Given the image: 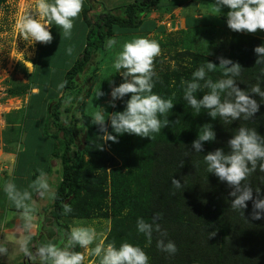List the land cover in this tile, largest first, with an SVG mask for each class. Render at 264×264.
<instances>
[{"label": "trees", "instance_id": "16d2710c", "mask_svg": "<svg viewBox=\"0 0 264 264\" xmlns=\"http://www.w3.org/2000/svg\"><path fill=\"white\" fill-rule=\"evenodd\" d=\"M0 1L5 2L6 0ZM167 1L124 0L125 4H121V7L112 10L113 8L108 7L101 0H84L82 13L77 18L79 25L73 27L71 36H65L59 26L50 25L53 36L50 47L47 48L48 44L43 43L37 50L38 54L40 50L47 49V53L44 54L42 59L48 60V63L42 65V72H40L39 60L35 64L33 62L34 70L30 75V83L28 85H18L13 91L14 96H28L26 108L24 109L26 112L33 108L34 103H38L43 109V116L40 117L37 114L36 118L39 120L36 126L33 125L28 130H24L22 127V130L18 132L20 138L18 136L17 147L20 150L17 152V160L9 177L11 182H14L21 190L28 188L37 174V169H42L46 173L52 169V158L59 152V146L64 145L61 152L63 170L56 188L58 196L55 201L51 202V205H48V214L52 219L49 227H53V230L67 231L70 227L65 219H83L90 213L92 207L100 204L99 199H95V197L79 198V190L77 191L75 188L79 171L82 169L81 164L83 163L84 153L95 158L96 150L94 147L91 152L88 150L91 140L88 132L94 130L93 117L82 115L85 99H80L65 107L63 112L65 120L68 121L65 124L61 123L63 102L69 96L78 98V91L74 92L75 87H79L80 82L78 81L86 82L82 75L89 68L92 70L90 74H94L96 68L93 64L96 61H101L105 56L106 42L109 37L130 38L135 35L164 34L165 28L158 26L152 19H148L147 14L153 10H161L163 4ZM198 1L181 0L185 6L187 3L196 5ZM177 2L179 0H172V2L167 3L166 10L169 12L174 7V3ZM94 6H99L100 10H95ZM81 16L85 19L84 22H81ZM184 19V29L180 31L185 32L188 38L190 35L193 39H199L202 32L210 36L214 34V31H229L233 36L232 44L238 45L244 41L241 31L236 32L227 27L224 14L210 15L204 12L196 17L185 16ZM183 46L188 48L187 44ZM64 47H70L72 51L63 50ZM78 47L79 49H77ZM235 53L236 51L233 54ZM65 56L66 58L63 60ZM70 56L72 58L69 61L70 63H67V67L63 64L64 70L59 75V63L68 61ZM51 62L55 67L54 69H51V65L49 66ZM209 75L216 79L222 76V71H215ZM252 79L253 84H255L258 80H264V77L259 75L254 77L253 75ZM63 81H67V84L61 89L58 85ZM237 81L241 89L249 88L245 78L237 77ZM50 85L57 89L56 94L59 93V95L54 96L55 92L48 94L47 89ZM261 86L264 87V81L261 82ZM33 87H38L39 92L32 93L31 89ZM89 88L90 86H87L86 94L83 97L90 96L94 99L95 96L89 93ZM166 90V88L162 89L157 85H154L153 88L154 92L168 98L171 95L167 94ZM254 98L258 102L264 103V100L260 97L254 96ZM127 99L128 95L124 97V100ZM53 100L55 102L51 103ZM118 103L116 111H122L124 103L121 100ZM187 110L185 104L176 112L171 109L167 117L170 121L169 126L162 128L152 142H146V160L151 162L150 166L146 165L145 174L146 220L150 222L155 213H161L159 223L162 229L166 230L167 238L175 241L178 251L175 254H169L160 250L156 246V240L161 237L159 233L155 232L151 243L147 247L141 245L146 239L144 235H138L139 238L135 240V244H139L146 251L150 257L149 264H264V218H252L251 200L246 202L247 208L243 210V215L236 210L228 211L227 206L220 208V211L215 210L216 205L223 206L226 203L224 200L227 196H230L229 193L233 189L214 173H207L206 164L203 161V156L216 148H223L228 151L227 141L241 126L255 128L260 135H264V104H261L259 111L252 117L253 119L251 118L252 120L240 119L233 121L234 124L231 123V126H234V129L225 128L223 130L222 119L217 117L212 123L216 133L217 145L204 147L200 154L195 153L191 146L187 147L185 145L182 146L181 151H174V157L161 163L162 150L168 146L167 144L172 141V138H180L187 142V139L193 136V140H195L200 126L205 124L204 119L209 117L207 113H199L195 123L199 124L196 129L197 133L190 136L187 134L190 128L186 124L189 115ZM77 111L82 112L81 116L76 115ZM58 133H61L62 143L57 139L56 135ZM82 134L83 139L81 141ZM128 136V133L120 135L116 145H113L112 141H108L112 154L106 156L97 153L96 160L98 162L104 160L112 162L113 166L120 158L126 164L130 153L127 152L124 155L126 148L123 147V144L129 140L132 141ZM84 139L86 143L85 146H82ZM70 146L75 148L71 160L67 155ZM27 149L29 152L26 153ZM186 151L189 152L187 157L185 156ZM182 161L184 162L181 166ZM261 163L264 162H258L256 170L247 178V182L253 188V199L264 198V170H261ZM172 176L180 180L181 183L184 181V189L176 190L172 186ZM257 188L260 190L259 194L256 192ZM86 192L92 194L89 191ZM96 195L103 196L99 192ZM141 198H144L143 193L135 201ZM231 198L233 199V197ZM119 199L126 204L132 200L126 197L125 194H121ZM64 202L71 204L73 209L71 213H64ZM122 206L118 205V211ZM0 209L4 216L11 211L20 212L9 200L5 191L0 193ZM40 222L46 224L45 221ZM45 228L48 229V226L42 225L40 228L38 225L36 232ZM53 230L48 229L47 233L53 232ZM121 232L125 234L126 231L121 230ZM210 233L215 234L210 235ZM116 236H119V233H111V236L109 234L105 241L107 243L116 241L117 243L122 240L121 238L114 239ZM36 247L37 245L34 249ZM76 250L79 251V247ZM34 264H38V261H35Z\"/></svg>", "mask_w": 264, "mask_h": 264}, {"label": "clouds", "instance_id": "9594fccd", "mask_svg": "<svg viewBox=\"0 0 264 264\" xmlns=\"http://www.w3.org/2000/svg\"><path fill=\"white\" fill-rule=\"evenodd\" d=\"M169 2L172 0H168L162 6L167 17L161 16L154 18L153 21L158 26H163L164 30L167 29V25L165 22L160 24L159 22L166 19L170 25L181 23L178 29H184L185 16H193L186 13L190 3L186 6L181 0L174 3V7L182 8L181 16L176 18L172 11L174 7L169 12L166 10V4ZM83 6L84 0H37L35 8L19 18L17 24L19 34L32 45L36 42L51 44L53 36L50 25L59 26L64 35L69 36L74 20L80 15ZM212 6L216 13L224 14L227 27L233 31L253 33L257 29L264 30V0H215ZM226 8L229 11L225 14ZM155 11L159 10L150 11L147 14L148 19L149 14ZM180 18L183 20H179ZM116 44V38L107 39V48H113ZM160 52L159 42L147 36L133 37L121 45L113 68L123 77V82L111 88L109 103L115 107V101L121 100L124 108L122 111L108 114L103 107H98L93 116L94 124L100 126L104 141L118 142V137L125 133L151 139L152 134L160 133L162 128L169 126L170 121L167 117L174 106L173 98H165L153 91L156 76L154 58L159 56ZM254 52L258 57L256 64L264 65V43L255 47ZM217 60L218 66L211 61L204 62L191 73V79L181 81L183 99L197 114L201 113L202 109L206 110L212 120L219 117L228 125L240 119L251 120L259 111L261 104H264L254 98L258 96L264 100V87L261 86L264 80H258L250 89H241L237 83V77L242 69L239 63L226 57H217ZM218 69L222 71V76L213 79L209 73ZM66 84L67 81H63L58 87L63 89ZM31 92L38 93L39 88L33 87ZM198 93H202L199 99ZM102 95L104 93L100 91L96 93V96ZM126 95L128 99L124 100ZM197 114L194 116L197 117ZM187 118L190 119V113ZM105 121H108L111 132L106 130ZM193 122L186 124L190 126ZM215 139L216 133L212 124L205 123L200 126L191 147L195 153L200 154L204 148L203 142H213ZM227 148L228 151L216 148L203 156L207 173H214L233 189L229 193L233 197L230 205L233 210L243 215V210L247 208L246 202L251 200L252 218H264V198L253 199V188L247 182L249 175L256 170L258 162H264V135H260L255 128L241 126L227 141ZM188 154L186 151L185 156ZM260 167L264 170V163H261ZM171 184L176 190L184 189V181L181 183L173 176ZM4 191L14 206L20 210L22 235L18 239V245L19 250L28 259L38 261V264H84L85 254L76 250L79 247L86 249L90 256L97 257L99 264H149L150 257L139 244L127 241L121 242L119 246L115 242L105 243L104 240L98 239L99 234L95 227L84 224L72 226L59 242H42L33 250L31 229L35 226L33 223L35 218H41L37 215L38 209L41 210L42 207L38 203L40 200L55 201L58 196L57 190L50 182L48 173L37 169V174L28 188L21 190L14 182L9 181L5 184ZM259 191L257 188V194ZM72 210L70 203H63L65 214L71 213ZM161 215L159 212L155 213L150 222L144 217H137L136 230L142 233L149 243L152 241L153 233H159L161 238L156 240V246L166 253L175 254L178 251L177 245L175 241L167 238L166 230L162 229L159 223ZM8 253L7 244L0 241V257ZM5 262L0 260V263L6 264Z\"/></svg>", "mask_w": 264, "mask_h": 264}, {"label": "rangeland", "instance_id": "374dc122", "mask_svg": "<svg viewBox=\"0 0 264 264\" xmlns=\"http://www.w3.org/2000/svg\"><path fill=\"white\" fill-rule=\"evenodd\" d=\"M92 1V0H91ZM107 4L108 7L115 8L121 7V4H125L124 0H101ZM37 0H6L5 2L0 1V181L4 182L11 176L13 167L16 162V152L19 151L17 147L19 131L28 130L29 127L35 125L39 120L36 118V115L42 117L43 109L38 103L33 104V108H30L28 112L24 110V101L27 98L26 95H15L13 91L18 85H28L30 83V75L33 70L34 64L38 62L39 71L42 72L43 64L48 63V60L42 59L44 54L47 53V49L40 50L37 54L38 47L42 45L41 42H36L34 45L29 44L28 41L24 40L22 34H19V28L17 27L19 18L24 15L26 12L31 11L30 9L35 8ZM201 9H205L206 6L202 4ZM95 10H100V7L94 6ZM83 10V9H82ZM208 10H212L209 14L215 12L213 6L211 5ZM192 8H187V13H193ZM229 11L228 8L224 10L225 14ZM82 13V11H81ZM80 13V15H81ZM92 13V11H91ZM175 14L179 15V11H174ZM223 13H221L222 15ZM150 17V16H149ZM179 20H183L180 18ZM85 19L81 16V22H84ZM167 25V29L164 31V34L157 35H135L130 38H117V44L113 48H107L105 51V56L100 61H96L93 65L96 68L94 74L91 73V68L87 69L82 77L86 79V82H80L79 87H75L74 92L78 91V98L71 97L65 99L63 106L61 107L62 120L61 123H64L68 120H65V114L63 110L65 107L75 100L85 99V107L82 108L84 113L77 111L76 115L81 116H94V113L98 110V107H103L105 112L111 114L116 112V106L120 100L115 101V107H112L109 103L110 101V91L112 87L118 86L123 82V77L117 73L113 68V64L116 58L117 52L121 50V45L133 37L137 36H147L150 39H156L161 48L160 55L154 58V71L156 76L154 77V85L159 86L160 88H166L167 94H170V97L173 98L174 106L172 108L173 112H176L183 104L188 108L187 112L190 113V119L187 118V122L194 121L190 125L188 135L192 136L197 133V128L199 124H195L197 118L194 114H197L194 109H192L187 102L183 99V86L181 84L182 80L191 79V73L204 62L211 61L218 66L217 57H226L232 59L234 62H238L241 66L242 72L239 75V78H245L248 82L249 88L253 85L252 76L259 75L264 77V65H257V54L254 52V48L264 43V30L257 29L253 33L247 31H242L244 41L238 45L231 43L233 36L229 31H214V34L208 36L206 33H201L199 39H193L189 35V38L185 32L180 31L179 26L181 23H173L170 25L169 20L160 21ZM79 25L77 18L74 20V26ZM57 27V26H54ZM71 36V35H69ZM121 36V35H120ZM114 37V36H112ZM115 38V37H114ZM188 38V39H187ZM187 39V40H186ZM188 46V48L183 45ZM50 44H48V47ZM70 47H64L63 50L69 51ZM79 49V47L77 48ZM71 50V49H70ZM191 50V51H190ZM72 51V50H71ZM236 51L235 54H233ZM40 59H39V58ZM73 57V54H72ZM36 58V61H35ZM66 56L63 58V60ZM71 56L68 61L59 63V75L63 72V64L68 66L71 61ZM94 59V58H93ZM92 59V61H93ZM31 62V64L29 62ZM91 61V63H92ZM61 62V61H60ZM69 62V63H68ZM68 63V64H67ZM51 62L49 66L51 69H54V65ZM65 67V68H66ZM123 71V70H121ZM219 69L216 71L218 72ZM90 74V75H89ZM210 74V73H209ZM90 86L89 93L94 97L90 96L83 97L86 94V88ZM100 91L104 93L102 96H96V93ZM205 91H207L205 89ZM48 94L55 92V95L58 91L57 89L50 85L47 89ZM88 93V94H89ZM76 94V95H77ZM202 93H198V99L201 98ZM77 98V99H76ZM28 101V100H27ZM53 100L51 103H54ZM26 108V107H25ZM37 109V111H35ZM24 111V112H23ZM40 113V114H39ZM202 114H206V110H201ZM19 114V116H18ZM23 114V115H22ZM70 115V114H68ZM198 115V114H197ZM253 119V118H252ZM251 119V120H252ZM215 120H212L211 117L204 119L205 123H213ZM234 124V123H232ZM94 130L89 131L88 135L91 136L89 142L88 150L92 151L93 147L96 150L95 158L91 155L84 153L83 163L81 164V170L79 171L78 181L75 185V188L78 191L79 198H94L99 199V206L92 207L90 213L83 219H65L68 223V226L71 228L77 224H84L93 226L98 232V239L105 240L108 235L111 233L118 234L114 239L121 238L122 240L115 244L119 246L121 242H130L135 244L139 236L143 235L142 233L137 232L136 230V219L137 217H144L146 219V165L151 164L150 161L146 160V142H152L157 133L152 134V138L139 137L135 134H128L132 141H128L123 144V147L126 148L124 155L130 153L127 157L128 162L123 159L118 158L116 164L112 166V162L104 160L103 162H98L96 160V154L101 153L103 155H111L112 151L108 145V141H104V137L100 132V126L94 124ZM222 129H234V126L231 124H225L222 120L221 122ZM172 126V124H171ZM105 128L110 132L111 127L109 126L108 121H105ZM236 129V128H235ZM115 135V133H113ZM57 139L62 143L61 133H58ZM128 136V137H129ZM127 137V138H128ZM20 138V136H19ZM193 136L187 139V142L180 138H172V141L168 143L162 150V157L160 162L169 160L174 157V151H181L182 146H191L193 141ZM83 139V134L81 141ZM86 139V138H85ZM82 146H85V141ZM142 142L143 145H142ZM204 147L208 148L211 145H217L216 140L213 142H203ZM145 144V145H144ZM20 145V144H19ZM113 145H116V142H113ZM176 145V146H175ZM64 148V145L59 146V152L54 155L52 159V167L54 170H50L48 173L50 182L53 184L54 188L58 187V183L62 174V159L61 152ZM192 149V147H191ZM22 150V149H21ZM74 146H70L68 151V157L71 158L74 156ZM24 151V149H23ZM29 150H26V153ZM31 155V154H30ZM32 156V155H31ZM11 181L10 179L7 182ZM4 182V185L7 183ZM145 188V189H144ZM1 189H4V186L0 187V193L3 192ZM166 189V187H164ZM86 191L91 192L87 193ZM102 193L103 196L99 197L96 193ZM143 193L144 198L135 201ZM121 194H125L126 197H129L130 202L124 203L119 199ZM225 204L227 205H216L214 208L217 211H220V208L228 207V211L233 209L231 208L232 198L227 196ZM52 201L40 200L38 205H43L41 210L38 209L37 215L41 218L36 217L37 225L36 229L33 230L34 233H31L33 240L32 245L35 244L37 247L40 243L46 241L59 242L62 237L65 235V230H53L51 226V218L48 214V205H51ZM124 203V204H123ZM3 205V204H2ZM118 205H123L118 211ZM127 205V206H126ZM238 212V211H237ZM16 212H9L8 215H14ZM5 216L2 214L0 209V220H4ZM64 220V219H63ZM40 221H45L46 224L41 223ZM36 222V221H35ZM48 226L49 230L53 232L47 233L48 229H39L37 231V226ZM121 230H125V234H122ZM17 233L20 232V228H17ZM55 231V232H54ZM65 231V232H64ZM1 233V232H0ZM54 233V234H53ZM13 240L17 243V251L20 253L18 258L23 254L19 250L18 239ZM147 239V238H146ZM144 240V243L141 245H149L147 240ZM5 241V240H1ZM31 245V246H32ZM8 246V245H7ZM14 250V248H12ZM79 251H83L85 254L84 264H99V259L97 257H92L89 255L86 249L79 248ZM22 260L24 258H21ZM20 260V259H19Z\"/></svg>", "mask_w": 264, "mask_h": 264}, {"label": "crops", "instance_id": "0c3cea01", "mask_svg": "<svg viewBox=\"0 0 264 264\" xmlns=\"http://www.w3.org/2000/svg\"><path fill=\"white\" fill-rule=\"evenodd\" d=\"M97 1H100V0H97ZM214 3H215V0H199L198 3H196V5L190 4L189 8H192L193 13H189V14L193 15L195 17L200 16L204 12H207L209 14V12L212 10H208V9ZM200 4H202L203 6H206V8L201 9V6L199 7ZM176 10L179 11V15L181 16L182 8L181 7H174L172 11L174 12ZM205 10H208V11H205ZM212 14L219 15V13H214V12ZM149 16H150L149 19L154 20V18H159L161 16L167 17V14L165 13L164 9H161L157 12L156 11L151 12L149 14ZM175 17L179 18L177 14H175ZM26 101H27V98L24 101V105H26ZM18 116H19V114H18ZM3 179H4V182H7V179L5 180V176H3ZM4 182L0 181V187L5 186ZM3 190L4 189H1V191H3ZM35 221H36V218L33 221L35 226L31 229V233H34L33 230L36 229L37 221L36 222ZM21 222L22 221H21V217H20V212H16L14 215H6L4 220H0V232H1L0 233V241L5 240L3 242L6 243L8 245V248H9L8 255H6L4 257H0V260H5L6 264H34V262H35V261H32V260L28 259L27 257H25L24 254H22L21 257L18 258L20 253L16 249L17 243L13 242V240L17 239L16 235H18L19 237H20V235H22L21 231L18 233L16 231L17 228H20ZM34 247H35V244L32 245L33 249H34ZM12 248H14V250H12ZM21 258H24V259L22 260Z\"/></svg>", "mask_w": 264, "mask_h": 264}]
</instances>
